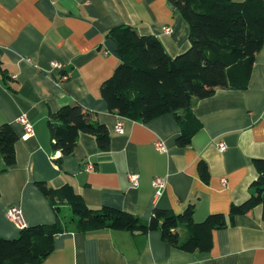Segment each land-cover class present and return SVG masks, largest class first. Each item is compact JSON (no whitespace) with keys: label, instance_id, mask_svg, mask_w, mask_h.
Segmentation results:
<instances>
[{"label":"crops","instance_id":"0c3cea01","mask_svg":"<svg viewBox=\"0 0 264 264\" xmlns=\"http://www.w3.org/2000/svg\"><path fill=\"white\" fill-rule=\"evenodd\" d=\"M120 26L158 38L171 57L190 48L189 27L169 0H0V127L9 124L19 138L14 166L4 170L0 153V237L14 239L22 230L8 218L13 207L22 209L27 226L56 222L36 185L46 182L54 188L71 185L93 209L114 207L144 221L157 208L181 214L194 205L196 222L222 213L229 225L214 231L207 253L184 252L165 242L160 231L69 232L56 238L41 264H264L262 207L233 224L229 218L233 205L250 199L258 178L254 160L264 159V47L246 90L218 89L197 102L193 112L201 128L190 146L180 148L174 114L149 123L122 119L102 97L103 83L120 63L108 34ZM53 61L65 70H52ZM73 104L108 127L109 151L101 152L85 134L74 154L62 158L53 151L48 122ZM21 116L33 124L32 137H24ZM120 122L124 134L115 129ZM201 163L208 166L207 182L199 174ZM131 175L139 176L136 185ZM157 177L167 180L158 198Z\"/></svg>","mask_w":264,"mask_h":264},{"label":"trees","instance_id":"16d2710c","mask_svg":"<svg viewBox=\"0 0 264 264\" xmlns=\"http://www.w3.org/2000/svg\"><path fill=\"white\" fill-rule=\"evenodd\" d=\"M171 7L189 27L190 48L171 57L161 41L142 36L130 26L111 30L108 38L117 46L120 63L101 88L109 111L122 119L149 123L174 114L181 133L180 148H187L201 123L193 109L198 101L213 96L218 89L246 90L257 54L264 47V0H169ZM52 149L61 157L74 154L81 134L92 136L101 152L110 150L108 127L79 104L66 105L48 122ZM18 135L9 124L0 127V153L5 168L17 161ZM61 158L59 159V162ZM258 178L245 203L233 205L229 218L249 214L262 207L264 222V159H255ZM204 182L209 180L205 163L199 166ZM56 215L53 224L26 226L18 237H0V264H41L53 252L59 235L102 230L148 234L160 231L162 239L189 253H207L213 247L214 231L228 227L227 215H209L194 220L195 207L183 213L155 209L149 221L114 207L93 209L71 185L54 188L36 183Z\"/></svg>","mask_w":264,"mask_h":264},{"label":"built area","instance_id":"2783aa9c","mask_svg":"<svg viewBox=\"0 0 264 264\" xmlns=\"http://www.w3.org/2000/svg\"><path fill=\"white\" fill-rule=\"evenodd\" d=\"M167 32L171 33L172 30L170 28H168ZM50 67H51L52 70H58V71H64L65 70V67L62 64H60L58 62H55V61L50 63ZM62 78L63 79H67L68 76L64 75ZM19 123L24 128V133H25L24 137L25 138H29V137H32L34 135V132H35L34 126H33V124L31 123V121L29 120V118L27 116H21L19 118ZM115 129H116L117 133L124 134V123L123 122L118 123V125L116 126ZM219 147H220V150H222V151L226 150V145L224 143H221L219 145ZM156 148L160 152H165L166 151V148H165V146H164V144L162 142H157L156 143ZM138 178H139L138 175H131L130 176L131 182L133 184H135V185L137 184ZM166 183H167L166 178L157 177V178L154 179L153 187L156 190V197L157 198L160 197L163 194V192H164V190L166 188ZM223 183H225V179L223 180ZM8 218L12 222H14L15 224L19 225L22 229L27 226L25 218H24L23 211L19 207L10 208L9 211H8Z\"/></svg>","mask_w":264,"mask_h":264}]
</instances>
